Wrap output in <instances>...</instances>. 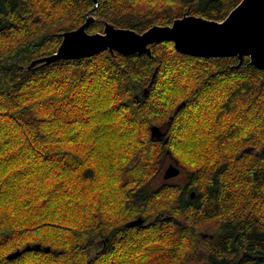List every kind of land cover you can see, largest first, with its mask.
Segmentation results:
<instances>
[{"label": "trees", "instance_id": "1", "mask_svg": "<svg viewBox=\"0 0 264 264\" xmlns=\"http://www.w3.org/2000/svg\"><path fill=\"white\" fill-rule=\"evenodd\" d=\"M98 1L0 0V264H264V70L248 57L165 42L25 70L88 14L91 34L144 33L242 0ZM171 163L185 184L163 179Z\"/></svg>", "mask_w": 264, "mask_h": 264}, {"label": "water", "instance_id": "2", "mask_svg": "<svg viewBox=\"0 0 264 264\" xmlns=\"http://www.w3.org/2000/svg\"><path fill=\"white\" fill-rule=\"evenodd\" d=\"M94 2L98 8L99 1L94 0ZM94 20L95 18L88 14L81 27L61 33L62 42L57 52L51 56L34 60L25 67V70L30 71L37 65L87 59L103 52H110L114 58L117 53L124 56L148 55L153 57L152 48L165 42H172L178 53L191 57H238L240 63L237 68L248 57L253 66L264 70V0H242L222 22L186 14L176 19L172 25H155L144 33L118 28L105 22L102 33L91 34L88 28ZM177 36H183L186 39L178 43ZM154 79L155 75L152 83ZM165 135L166 133L158 127L152 130L154 139L160 140ZM245 152H253V149L249 148ZM181 172L177 164L171 163L165 169L163 179L173 180L180 176ZM192 198H195V194ZM143 224L144 220L138 218L128 223L127 227H137ZM33 248L42 249L41 245ZM29 249L30 247L27 248ZM46 252H50V248H46ZM19 255L20 253L17 252L11 254L10 257L14 258Z\"/></svg>", "mask_w": 264, "mask_h": 264}, {"label": "rangeland", "instance_id": "3", "mask_svg": "<svg viewBox=\"0 0 264 264\" xmlns=\"http://www.w3.org/2000/svg\"><path fill=\"white\" fill-rule=\"evenodd\" d=\"M248 149V148H247ZM186 175L184 174H180V176H178L177 178L173 179L172 182L173 183H179V184H185L186 183ZM159 182L156 181L155 184H158ZM209 236V235H207Z\"/></svg>", "mask_w": 264, "mask_h": 264}, {"label": "snow or ice", "instance_id": "4", "mask_svg": "<svg viewBox=\"0 0 264 264\" xmlns=\"http://www.w3.org/2000/svg\"><path fill=\"white\" fill-rule=\"evenodd\" d=\"M176 39H177V42L180 43L181 41H183L186 38L183 36H177ZM193 39H195V38L193 37Z\"/></svg>", "mask_w": 264, "mask_h": 264}, {"label": "bare ground", "instance_id": "5", "mask_svg": "<svg viewBox=\"0 0 264 264\" xmlns=\"http://www.w3.org/2000/svg\"><path fill=\"white\" fill-rule=\"evenodd\" d=\"M89 31V30H88ZM59 36V35H58ZM38 59V58H37ZM34 61V60H33Z\"/></svg>", "mask_w": 264, "mask_h": 264}]
</instances>
